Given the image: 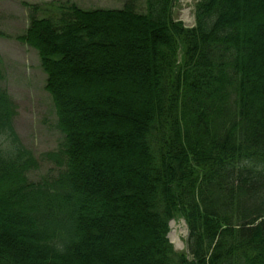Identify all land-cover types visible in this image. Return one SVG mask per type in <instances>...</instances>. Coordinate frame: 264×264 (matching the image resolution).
<instances>
[{
  "label": "trees",
  "instance_id": "trees-1",
  "mask_svg": "<svg viewBox=\"0 0 264 264\" xmlns=\"http://www.w3.org/2000/svg\"><path fill=\"white\" fill-rule=\"evenodd\" d=\"M178 1L29 6L63 140L29 179L0 63V264H264V0Z\"/></svg>",
  "mask_w": 264,
  "mask_h": 264
},
{
  "label": "rangeland",
  "instance_id": "rangeland-1",
  "mask_svg": "<svg viewBox=\"0 0 264 264\" xmlns=\"http://www.w3.org/2000/svg\"><path fill=\"white\" fill-rule=\"evenodd\" d=\"M73 1L84 9L122 8L130 0H0V63L5 74L3 86L14 104L13 125L22 144L39 161V169L30 173L33 181L53 176L58 170L48 155L57 152L63 140L56 128L57 115L46 90V74L39 54L19 40L30 26L31 5ZM197 0H179L174 16L188 27L195 25ZM1 138V137H0ZM170 239L177 251L187 248L188 227L183 219L172 221ZM175 235L184 247L178 246Z\"/></svg>",
  "mask_w": 264,
  "mask_h": 264
},
{
  "label": "bare ground",
  "instance_id": "bare-ground-1",
  "mask_svg": "<svg viewBox=\"0 0 264 264\" xmlns=\"http://www.w3.org/2000/svg\"><path fill=\"white\" fill-rule=\"evenodd\" d=\"M175 17V16H174ZM175 19H176V17H175ZM177 20V19H176ZM177 21H180V22H182L183 23V21L182 20H177ZM183 26L185 27V28H191V27H188V26H186L184 23H183ZM175 224L174 223H170V227L171 226H174ZM170 232H171V230H170ZM170 232H169V234L167 235V238H168V240H169V242L174 246V243L171 241V239H170ZM175 240L177 241V243H178V246L179 247H181V248H183L184 247V245H183V243L181 242V240L177 237V235H175ZM174 248H175V246H174ZM175 250H177V248H175Z\"/></svg>",
  "mask_w": 264,
  "mask_h": 264
}]
</instances>
